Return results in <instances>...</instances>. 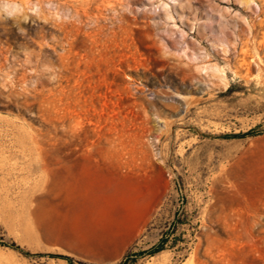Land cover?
<instances>
[{"label":"rangeland","instance_id":"374dc122","mask_svg":"<svg viewBox=\"0 0 264 264\" xmlns=\"http://www.w3.org/2000/svg\"><path fill=\"white\" fill-rule=\"evenodd\" d=\"M62 255L264 264V0H0V264Z\"/></svg>","mask_w":264,"mask_h":264},{"label":"trees","instance_id":"16d2710c","mask_svg":"<svg viewBox=\"0 0 264 264\" xmlns=\"http://www.w3.org/2000/svg\"><path fill=\"white\" fill-rule=\"evenodd\" d=\"M252 131H253V130H247L246 133H251ZM159 247H160V245H156V246H154L153 248H151L149 251H151V252H152V251H155V250H157ZM62 257L66 258V259H67V263L70 264V260H69V257H68V256H65V255L63 256V255H62Z\"/></svg>","mask_w":264,"mask_h":264},{"label":"bare ground","instance_id":"6f19581e","mask_svg":"<svg viewBox=\"0 0 264 264\" xmlns=\"http://www.w3.org/2000/svg\"><path fill=\"white\" fill-rule=\"evenodd\" d=\"M241 59H242V61H243V62H244V64H245V63H246V62H245V59H244V58H241ZM247 68H248V67H247Z\"/></svg>","mask_w":264,"mask_h":264}]
</instances>
